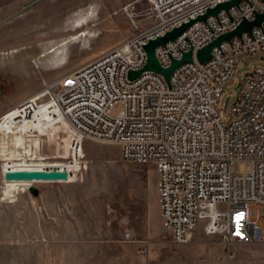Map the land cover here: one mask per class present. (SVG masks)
<instances>
[{"label": "built area", "instance_id": "1", "mask_svg": "<svg viewBox=\"0 0 264 264\" xmlns=\"http://www.w3.org/2000/svg\"><path fill=\"white\" fill-rule=\"evenodd\" d=\"M226 1L151 0L148 27L6 111L0 126L5 120L20 125L39 118L43 128L64 123L71 133L66 132L69 159L33 170L69 176L70 163L78 162V176L85 141L118 145L125 162L154 164L163 224L176 243L188 242L199 224L225 243L264 242L261 213L251 214L253 205L264 204V69L249 67L243 58L264 52V21L213 47L204 63L196 57L198 49L264 12V2L242 0L156 47L164 67L193 50L194 60L173 71L170 85L153 70L128 78L130 70L145 65L148 40ZM231 83L235 98L226 120L218 105ZM118 102L122 109L112 114ZM237 162H249L250 171L234 173ZM222 204L224 210L218 208Z\"/></svg>", "mask_w": 264, "mask_h": 264}, {"label": "rangeland", "instance_id": "2", "mask_svg": "<svg viewBox=\"0 0 264 264\" xmlns=\"http://www.w3.org/2000/svg\"><path fill=\"white\" fill-rule=\"evenodd\" d=\"M149 11V0H0V117L61 77L127 42L148 27ZM86 13L90 19L87 26L82 21ZM94 24L98 28H93ZM86 27L94 30L70 42L54 60L19 59L15 55L22 49L55 43ZM243 58L249 67L264 69V52ZM234 86L230 84L218 105L226 120L235 98ZM121 109L118 102L111 113ZM40 124L39 118L20 125L5 120L0 126V264L113 261L111 248L104 247L105 242L99 245L95 236L81 235L74 229L88 221L111 224L136 219L144 211L149 253L140 259L146 264L168 232L159 209L154 164L125 162L118 145L85 141L78 176L79 163L72 162L66 180L4 179L8 166L33 170L69 159L66 132L71 133L66 126L47 133ZM35 129L41 133L29 132ZM250 169L249 162L234 165L236 174H246ZM218 208L224 210L226 205ZM257 209L264 224V204L252 206V218H256ZM69 224L72 233L67 231ZM114 255V261L125 262L123 255Z\"/></svg>", "mask_w": 264, "mask_h": 264}, {"label": "crops", "instance_id": "3", "mask_svg": "<svg viewBox=\"0 0 264 264\" xmlns=\"http://www.w3.org/2000/svg\"><path fill=\"white\" fill-rule=\"evenodd\" d=\"M144 221L145 211L136 219H123L111 224L103 222L94 224L88 221L74 231L81 235H93L99 245L105 242L104 247L111 248L113 261L95 264H121L114 261L116 253L123 255L125 261L123 264H145L140 259V256L148 257L149 253V242L144 237ZM262 225L264 226L263 223ZM71 228L69 224L67 230L69 233H72ZM167 229L163 242L156 245L153 256L147 258L146 264H264V242L233 240L225 243L219 237L207 233L204 225L199 224L192 231L188 242L176 243L172 238V231ZM127 232L129 236L125 239ZM231 254L234 255L230 256Z\"/></svg>", "mask_w": 264, "mask_h": 264}, {"label": "water", "instance_id": "4", "mask_svg": "<svg viewBox=\"0 0 264 264\" xmlns=\"http://www.w3.org/2000/svg\"><path fill=\"white\" fill-rule=\"evenodd\" d=\"M242 0H229L216 5L215 7L208 8L205 14L198 16L196 19L190 20L188 23H184L179 27H175L171 31H168L165 35L159 36L154 39L148 40L144 44V49L147 53V61L145 65L138 70H130L128 73L129 79H134L138 77L144 70H153L162 74L170 85V77L173 71L186 62H191L194 60L193 50L185 52L183 56L179 59H172L171 64L164 67L160 64L155 54L156 47L160 45H165L167 41L175 40L183 31L187 29L189 25L195 21L202 20L205 21L209 15H216L221 9H228L230 6L239 5ZM264 2V0H262ZM264 21V12L258 13L253 20H242L241 23L234 29L224 34H221L215 38L210 43L206 44L202 48L198 49L196 52V57L199 62L204 63L212 56V49L215 46H219L223 41H229L234 36H241L244 32L250 31L253 26L260 25ZM4 179L6 180H66L68 179V173L66 171H42V170H6L4 172Z\"/></svg>", "mask_w": 264, "mask_h": 264}, {"label": "bare ground", "instance_id": "5", "mask_svg": "<svg viewBox=\"0 0 264 264\" xmlns=\"http://www.w3.org/2000/svg\"><path fill=\"white\" fill-rule=\"evenodd\" d=\"M150 4H151V0ZM87 13L85 15V17L82 19V21L86 24L89 23L88 21L90 20L89 18H87ZM98 24H94L93 28H98L97 27ZM79 26H81V24H79ZM94 30V29H93ZM92 28H83L81 31H78L76 33H72L70 35H68L67 37H64L63 39H61L60 41H55V43H49L46 44V46H42L41 48H26V49H22L20 51H17L15 53V55L19 58V59H23V58H29L32 57L34 58L36 61L42 60L45 61L49 58H53L57 56L62 50L67 49L68 45L70 42L74 41V40H78L81 39L82 36L86 35V32H92L93 31ZM127 42L123 43L122 45H125ZM36 55H38V57H36ZM61 56V55H60ZM62 59V57H61ZM65 58H63L64 60ZM52 60V59H50ZM41 61V62H42ZM49 61V60H48ZM38 63V62H37ZM42 65V64H41ZM64 123L61 121H56L52 124H50L49 127L46 128L47 133H50L52 130L56 129L59 126H63ZM29 132H38L36 130H31ZM39 133V132H38Z\"/></svg>", "mask_w": 264, "mask_h": 264}]
</instances>
